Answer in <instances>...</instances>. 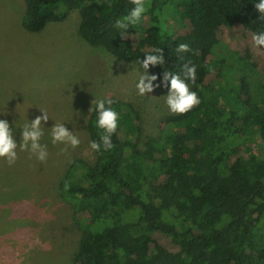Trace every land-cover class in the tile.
Instances as JSON below:
<instances>
[{"label":"trees","instance_id":"16d2710c","mask_svg":"<svg viewBox=\"0 0 264 264\" xmlns=\"http://www.w3.org/2000/svg\"><path fill=\"white\" fill-rule=\"evenodd\" d=\"M22 1L29 32L76 13L77 35L117 60L141 66L162 49L164 63L147 69L161 92L170 88L165 72L183 78L185 64L197 69L189 83L200 104L161 116L154 136L141 139L130 102L105 96L120 114L114 147L91 149L103 132L91 104L82 120L90 157L65 161L53 187L77 232L69 264H264V85L252 90L260 78L249 51L221 40L236 24L264 31L259 0H145L147 11L127 29L115 21L131 0ZM182 43L188 52L176 51Z\"/></svg>","mask_w":264,"mask_h":264},{"label":"rangeland","instance_id":"374dc122","mask_svg":"<svg viewBox=\"0 0 264 264\" xmlns=\"http://www.w3.org/2000/svg\"><path fill=\"white\" fill-rule=\"evenodd\" d=\"M23 13L22 0H0V119L9 122L18 144L13 166L0 157V264H69L77 232L53 187L65 161L90 157L82 120L91 104L105 96L130 102L140 118L141 139L156 135L159 118L172 113L166 104L168 92L154 86L151 92L139 94L136 85L145 74L139 64L117 60L77 35L76 13L35 33L22 27ZM235 26L224 30L221 40L234 52L249 51L260 78L252 80L251 87L261 89L264 52L254 46L251 33ZM42 110L49 117L41 123L40 143L47 145L48 152L43 162L19 148L24 125ZM55 123H64L80 139L79 146L53 144Z\"/></svg>","mask_w":264,"mask_h":264},{"label":"clouds","instance_id":"9594fccd","mask_svg":"<svg viewBox=\"0 0 264 264\" xmlns=\"http://www.w3.org/2000/svg\"><path fill=\"white\" fill-rule=\"evenodd\" d=\"M131 2L135 7L126 17L116 20L115 27L127 29L129 24H137L141 20L142 15L147 11L145 0H131ZM254 9L259 13V18L264 19V0H259L258 3H255ZM252 41L257 49L264 48V31L254 33L252 35ZM176 51L188 52L189 46L182 43L177 47ZM153 52L156 54H147L141 61V66L145 69V74L141 76L136 85L140 95L151 92L154 88L152 81L157 79L155 75H149L147 73L149 66L162 65L164 63L163 50L155 48ZM184 69L183 78L179 74H173L171 72L164 73L163 80L165 86L170 81L166 104L172 114H185L200 104L198 93L190 87V83L192 85L196 83V65L189 66L185 64ZM95 103L96 111L98 112L97 127L103 129V132L100 134L99 142L95 140L90 141V147L97 152L111 150L114 147L111 137L117 130L120 114L111 107L114 102L110 98L101 99ZM106 104L108 107H106ZM89 111H91V108ZM42 113V115L36 116L30 124L24 125L22 129V141L19 143L21 151L30 150L41 162L45 161L48 156L47 145L40 143L44 135L41 123L42 121L47 122L49 119L46 112L42 110ZM51 137L53 144L64 143L73 148L80 144V139L64 123H55L52 126ZM17 147L18 144L13 137V130L10 128L9 122L5 119H0V157L6 158L8 166H13L18 159Z\"/></svg>","mask_w":264,"mask_h":264}]
</instances>
